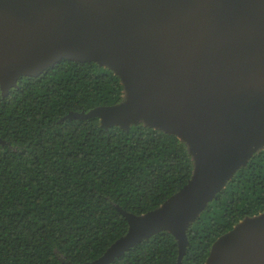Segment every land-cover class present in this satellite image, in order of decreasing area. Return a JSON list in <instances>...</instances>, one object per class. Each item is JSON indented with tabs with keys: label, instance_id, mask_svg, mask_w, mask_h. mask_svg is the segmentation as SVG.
<instances>
[{
	"label": "water",
	"instance_id": "obj_1",
	"mask_svg": "<svg viewBox=\"0 0 264 264\" xmlns=\"http://www.w3.org/2000/svg\"><path fill=\"white\" fill-rule=\"evenodd\" d=\"M63 59L112 68L125 101L80 117L144 121L189 146L194 171L159 208L127 213L108 264L155 232L178 239L252 154L264 148V0H0V88ZM207 264H264V212L213 244Z\"/></svg>",
	"mask_w": 264,
	"mask_h": 264
},
{
	"label": "trees",
	"instance_id": "obj_2",
	"mask_svg": "<svg viewBox=\"0 0 264 264\" xmlns=\"http://www.w3.org/2000/svg\"><path fill=\"white\" fill-rule=\"evenodd\" d=\"M122 78L98 62L63 59L0 88V264H89L129 231L127 213L159 208L193 175L178 135L139 121L80 117L125 101ZM264 212V148L177 237L155 232L108 264H207L213 244Z\"/></svg>",
	"mask_w": 264,
	"mask_h": 264
},
{
	"label": "rangeland",
	"instance_id": "obj_3",
	"mask_svg": "<svg viewBox=\"0 0 264 264\" xmlns=\"http://www.w3.org/2000/svg\"><path fill=\"white\" fill-rule=\"evenodd\" d=\"M89 264H91V263H89Z\"/></svg>",
	"mask_w": 264,
	"mask_h": 264
}]
</instances>
